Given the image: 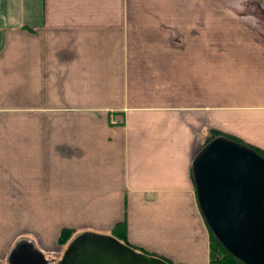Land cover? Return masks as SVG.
<instances>
[{"label": "crops", "instance_id": "crops-1", "mask_svg": "<svg viewBox=\"0 0 264 264\" xmlns=\"http://www.w3.org/2000/svg\"><path fill=\"white\" fill-rule=\"evenodd\" d=\"M211 132L264 150V0H0V264L122 223L208 264L191 164Z\"/></svg>", "mask_w": 264, "mask_h": 264}, {"label": "water", "instance_id": "water-1", "mask_svg": "<svg viewBox=\"0 0 264 264\" xmlns=\"http://www.w3.org/2000/svg\"><path fill=\"white\" fill-rule=\"evenodd\" d=\"M191 173L199 211L222 247L243 264H264V157L217 137L194 157ZM58 264H167L116 239L83 232Z\"/></svg>", "mask_w": 264, "mask_h": 264}, {"label": "trees", "instance_id": "trees-1", "mask_svg": "<svg viewBox=\"0 0 264 264\" xmlns=\"http://www.w3.org/2000/svg\"><path fill=\"white\" fill-rule=\"evenodd\" d=\"M218 136H224V137L229 138L231 140H234L236 142L242 143L237 138H234L231 136H226L225 134H223L221 132H211L207 136V138L203 142V144L200 146V148H202L208 141H210L211 139L216 138ZM246 145L248 147H250L251 149H253L254 151H256L259 155L264 157V150L258 149L256 147L250 146L248 144H246ZM113 233L115 234L116 237L123 239V241L125 242L126 235H125V226L123 223L116 226V228L113 229ZM71 234H72V232H70L69 230H62L60 235H59V238H58L59 243L62 245L66 244L67 241L70 239ZM158 258L164 260L168 264H172V263H170L169 260H167L165 258H162L160 256ZM208 260H209L208 264H243L242 262L237 260L235 257H233L231 254H229L222 247V245L217 241V239L213 236V234L210 231H209V244H208Z\"/></svg>", "mask_w": 264, "mask_h": 264}, {"label": "rangeland", "instance_id": "rangeland-1", "mask_svg": "<svg viewBox=\"0 0 264 264\" xmlns=\"http://www.w3.org/2000/svg\"><path fill=\"white\" fill-rule=\"evenodd\" d=\"M105 232H102V234H104ZM104 235H109V236H111V237H114V238H116L117 240H121L120 242L121 243H123V244H125V245H127L128 247H130L131 249H133L136 253H139V254H142V255H145V256H149V257H153V258H157V257H159V256H157L156 254H154V253H152V252H150V251H147V250H145V249H143V248H141V247H138V246H134V245H129V244H126L124 241H122V239H119V238H117L116 236H115V234H113V233H110L109 234V232H108V234H104Z\"/></svg>", "mask_w": 264, "mask_h": 264}]
</instances>
